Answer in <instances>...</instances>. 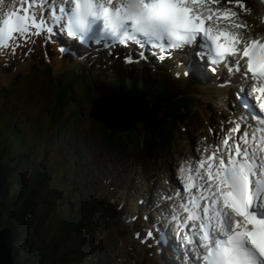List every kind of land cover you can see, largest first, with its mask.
<instances>
[{
  "label": "snow or ice",
  "instance_id": "1",
  "mask_svg": "<svg viewBox=\"0 0 264 264\" xmlns=\"http://www.w3.org/2000/svg\"><path fill=\"white\" fill-rule=\"evenodd\" d=\"M250 13L244 0H0V54L15 56L45 33L46 42L66 35L110 55L117 45L139 47L146 61L147 50L163 62L191 47L213 75L223 65L221 87L239 85L231 108L238 118L221 122L222 135L210 128L214 143L202 138L178 169L180 184L161 192L159 220L174 229L181 264H264V35L244 19ZM226 123L234 126L225 131ZM135 236L167 243L152 230Z\"/></svg>",
  "mask_w": 264,
  "mask_h": 264
},
{
  "label": "rangeland",
  "instance_id": "2",
  "mask_svg": "<svg viewBox=\"0 0 264 264\" xmlns=\"http://www.w3.org/2000/svg\"><path fill=\"white\" fill-rule=\"evenodd\" d=\"M247 1L249 3H252V4L254 3V0H247ZM50 53L52 55H54L53 52H50ZM84 72L86 73V71H84ZM151 76L152 75L148 74V77H151ZM19 80H21V78ZM53 81L56 82L58 85H61L60 78L55 77ZM56 83H54L52 85V87H45V86H43V84H37L33 87V89H30V91H28L29 94H27V96L30 97L34 103L36 100H39V98H36L34 95V92L38 91L39 93L43 94L44 97L50 98V100H51L55 96V94H59V90L55 89V86L57 85ZM27 84H28V81H27ZM98 85L99 86H96V89H100L101 86L102 87L105 86V88L107 87L106 83H100ZM69 87L72 89V94H71L72 97L78 98L80 100L87 99V97H85V96L82 97V95L80 94L82 92V88H78L76 86H73V84L71 82H70ZM105 88H103V89L105 90ZM108 90H110V87H108ZM76 92H78L77 95H76ZM90 96L93 97L92 95H90ZM15 97H19V96L15 95ZM15 97H14V100L16 101ZM143 99H145V97ZM90 101L92 102V100H90ZM138 103H141V102H138ZM17 104H18V102H17ZM141 104L144 105L143 103H141ZM95 105L96 104L93 103V106H95ZM11 106H10V103L7 101L6 108L2 110V107H4V106H3L2 100L0 99V111H2L3 114H6L7 110H9V107H11ZM19 106L22 107L20 103L18 105L14 104V106H12V107L16 112H19V113L24 112L25 114H27V116L24 117L26 122H23V123H27V120H32V119H37V121L35 122L34 125H29L31 123H29L27 125H21L20 124L19 125L20 129H19L16 125H13L12 121L5 120L4 123H7V121H9V123L6 125H2L1 129H0V136L2 138H5L4 140H7L6 144L3 142L1 143V144L5 145L4 146L5 149L3 150L4 152H2V154H0V167H5L6 169H9L12 166L11 163L9 162V160H12V158H9V156H8V155H10V153H9L10 149H12V151H13L12 155L13 156L15 155V157H14L15 161L17 162L19 160H23L24 161V167L27 164H30L31 170H32V176L35 179H37L40 182V184L47 185L48 184L47 180H42V181L40 180V176L42 174L40 175V174L34 172L33 170H37L38 160H39L40 155H42V152L44 150L47 151V153H48V155H45V158H44L46 160L50 159L49 157H50L51 153L53 154V157L54 156L56 157V154H57L58 156H60V159L55 160L54 163H56V164L55 165L52 164L50 168L55 167L58 169V171L60 173L63 171L62 174L64 176L62 174H60L59 172H58L59 174L52 172L51 180H53V182L56 185L57 193H59L58 197L59 198L68 197L69 203L71 205H74L75 207H77L74 211V215H75L74 217H76L75 220L79 221L78 222L79 228H77V226L74 227L73 224H71L72 220L69 221V225L73 226L74 230L71 231V228L68 227V229H70V236L68 238V241L64 242L61 248L59 247L60 252L57 249L58 248L57 245L55 246V244H53V243L51 244V241H49L50 244H48L47 248L52 250L53 255H55V257L53 259L48 260L49 264H54L58 261L61 262V264H101L102 261L104 260V257L107 256V255H103L102 257L100 256L102 254V247L104 245H106V243H108L107 238H109V240H110V238H112V234H111L112 228L111 227L108 228V226L103 228L104 224L101 223V221H103V219L106 215L105 209L108 210L107 215L110 213V210L108 209L109 201H110V203L113 201H117L118 198L122 194V192H119L116 195L112 194L111 195V197H113L112 201L107 199L106 194L109 193L110 189L106 186V181L104 182V184L101 183L102 179L105 178L103 171H104V169L107 170L108 167L113 166L112 164H110V163H112V161H107V159H109V158L113 160V164L115 163L114 167H113V169L115 171H119L121 165L132 164L133 161L129 157V155L131 154V151L126 150L129 155L125 152H124V155L118 154L117 159L114 158L113 153H111L110 151H106V149H107L106 146L101 144L98 141V139H100V137H98V134L93 132L94 131L93 129L98 128L97 127L98 125L96 123H94L95 122L94 119H93L94 122L92 121V119H89L90 118L89 113H88L90 111L89 108L86 110H83L84 112L82 114V118H79V117L74 118V115L72 114L71 111L65 110L64 114H66L67 117L64 118V116H62L61 114L55 115V117H54L55 122H54V124H51L50 120L53 118V116L51 115V112L49 109L39 107L37 110H34L33 108H29L26 111L25 110L22 111ZM13 114H17V113H13ZM68 116H71V118H69V121L74 122V120H78V121L82 122L78 126L79 128L76 127L74 129V127L76 125L75 123L73 125L68 124V121L65 120L68 118ZM91 116L98 118V116H96V115L94 116L93 114H91ZM85 119L87 121H85ZM201 120H205V119L202 117L200 119V122H201ZM16 122L20 123L18 121H16ZM100 122H104V121L101 120ZM90 123H92V124H90ZM56 125H60V128L57 129L56 133H54L52 135V132H55ZM194 125H198V124L195 123ZM22 126L24 127L23 129H22ZM3 127H4V129H2ZM87 127H91V129H88V131H90L92 133L88 134V132H84V137L88 138L87 135H89L90 139H92L96 142L98 141V145H99L98 149H97L99 151L98 152V159L95 157L94 160L97 163H98V160L101 162L102 170H100L99 173H97V175H96L95 174L96 171L98 172L97 166L93 167L92 165L91 166L88 165L86 167V168H88V169H86L88 172L84 171L83 174L81 175V178H80V172H79L80 169H79V171L77 170L78 176H77L76 180L78 181V179H79V182H80L79 186H83V188L81 190L78 189V187H77L78 185L76 183L75 187L77 188V192L75 194L70 195L68 193V189H67L68 186L66 185L68 183H65V184H63V183H64L66 177H69L68 174H72L73 170L64 171L62 169V166H60V165H62V163H63V155H65V153H67L66 150L71 149L73 147V145L71 143H68L65 146H60V148L58 149L57 148L58 146L56 145L57 144L56 140L58 138L62 139V137H59V135L57 133L60 132L59 133L60 135L63 134L65 137L64 139H66L64 143H67L70 141V139H69L70 137H73V138L76 137L78 133H80L82 130H84ZM133 127L135 128L134 125H133ZM151 128H152V126H151ZM201 128L202 127H194V126L190 125L189 129H188V134L186 135V138L184 141L179 142L177 139H173V143H175V145L179 148V152H178V154H176L177 157L183 153H189L192 146H195L197 139L200 136V133L202 131ZM6 129H8V131ZM111 130L116 131V129H111ZM129 131H132V130L130 129ZM125 132L126 133L122 134V136L125 140L128 139L129 136H130L129 140L133 139L131 137L132 132H128V131H125ZM28 134H30V135H28ZM135 134H136V132L134 133V135ZM145 135H146V133H143L142 135L139 136V138L140 139L144 138ZM35 141H36V143H35ZM22 142H24V144ZM21 144H23V146H21ZM61 144H63V143H61ZM25 145H27V147H31V151L29 149H27V147ZM12 146H15L17 149H20L21 150L20 152L25 150V152H23L24 153L23 157H21L19 154H17V150ZM93 146H96V143L92 142V143H88L87 145H85V147H87L88 149H91V150H92ZM23 147H25V148H23ZM54 149H55V151H54ZM149 151H151V150H149ZM69 152H70V150H69ZM30 154L32 155V157ZM82 156L85 157L84 152H82ZM146 156H148V155L146 154ZM89 157L90 156H87L86 158L89 159ZM4 159H5V162H4ZM85 159H84V161H86ZM114 160H118V161L114 162ZM125 160H127V161H125ZM173 160L171 159L167 164H169L170 162H173ZM75 163H78V162H75ZM41 164L43 166H46L47 162H45V160H44L43 162H41ZM167 164H164L165 167H167ZM129 167H131V166L129 165ZM129 167H128V169H129ZM123 168H124V166H123ZM130 169H132V168H130ZM162 169H164V167ZM10 170H11V168H10ZM125 171L127 172V170H125ZM25 174L28 175V173H25ZM91 174H93V175H91ZM20 178L22 181H28L25 177L21 176ZM59 180H61V182H59ZM115 180L120 182L121 177L117 178V179L115 178ZM4 183H5V181H3L2 187L6 188V185L4 186ZM108 184L111 185L112 183L109 182ZM117 189L123 191L122 183H118V185H116V187H114V191H117ZM14 190H15V188H14ZM3 195H4V193H3ZM5 196L7 199H9L11 205L13 203V208L15 209L16 205L13 202L14 198H10L9 192H7V194H5ZM92 197L96 198L97 200L100 199L102 201V202H100L101 206L96 208V205H95L96 212L92 218V220L94 218L98 220V223H97L98 228H97L96 233H94L93 232L94 230L90 227V224H89L90 222H88V220H86V221L83 220L84 219L83 213L86 211L89 212L94 206V202H93L94 199ZM31 199L32 198H30L29 202L31 201ZM35 199H37V198H35ZM10 203H9V205H10ZM26 208L29 211L31 210V208L28 206V204L26 205ZM95 208H94V210H95ZM36 210L38 211V206L36 207ZM94 210H93V212H94ZM21 211H22L23 217L21 216L22 217L21 220H17V221L19 223L18 227H20L19 229H21L20 232L22 233V237L20 238V236H19L18 243L22 244L24 242H27L21 248L22 251L25 252L27 249L26 246L31 247L32 243L28 238L24 237V235H26V234H23V232H25L24 226L27 225L29 230H30V233H32V232H31V226H29L30 225V217H27V216H29V214L26 212L24 213L23 212L24 210H21ZM50 212H53V210L51 209ZM2 216L7 221V218H6L4 212L2 213ZM2 220H4V219H2ZM75 220H74V223H75ZM110 222L116 224V221L113 217L110 219ZM3 226L4 225L0 226V234H3L2 233V231L4 230ZM44 226L45 225H44V221H43L39 225V228H41V232H43V234H44ZM6 229H8V228H6ZM1 236L2 235H0V237ZM3 236L5 237L4 234H3ZM3 236L1 237L2 240L0 238V252L2 251L0 258L1 257L4 258V261L2 262V264H15L14 261H17L18 259H17V256L15 255V253L13 252V250L15 251V246L18 245V243H16L17 239L12 240L13 235L11 233V230L9 231V236H8V240L6 241V243L3 242V240H4ZM41 236H46V235H41ZM5 246H7V248H9L8 249L9 251L7 250V248H4ZM112 247H116V245L112 244ZM16 249H18L17 246H16ZM47 250L48 249L44 248V251H47ZM66 252H68L69 254H66L64 256V259H63L64 261H63L62 260V254L66 253ZM59 253H61V254H59ZM17 254H18V252H17ZM41 254H42V252L39 251L38 256H33L31 254H27L26 257L28 258V261L30 264H35V263H37V260H43V257L42 258L40 257ZM74 256H76V258H77L75 262L73 260ZM10 258H11V260H10ZM46 262L47 261L45 260V261L41 262V264H46ZM19 263H21V262H19Z\"/></svg>",
  "mask_w": 264,
  "mask_h": 264
},
{
  "label": "bare ground",
  "instance_id": "3",
  "mask_svg": "<svg viewBox=\"0 0 264 264\" xmlns=\"http://www.w3.org/2000/svg\"><path fill=\"white\" fill-rule=\"evenodd\" d=\"M258 11H263V8L261 6H258ZM42 43H43V45L42 44L36 45L35 50L31 51L30 54H29V56L28 55H22V57L24 59L21 62H17L18 65L16 67H14V68L7 67V66L5 67V69L9 72L8 74H9V80L10 81L16 79L15 78L16 76H19L21 78L22 83H23L22 86H25L26 88L27 87H31L33 89L31 78H29L28 77V74H27V72L29 70H26V66H28L30 68V67L35 66L36 64H39V65L42 66V74L40 72H37L36 70H32V73L30 74V76L31 77L35 76L36 79H37V81H35V82L36 83H39V84L42 83L43 86H45V87H51L50 86V82H49V78H48V76L45 75V73L47 71V68H48V65H50L51 70H52V75L51 76H55V77L58 76V78H60L61 83H63L62 80L71 77V75H70L71 74L70 73V67L71 66H78L79 69H82V70L86 71V73H89L90 72L92 78H89L88 77L87 80H88V85L91 86L92 89H94V86L96 85V82L93 79L94 76H93V72H92V70H94V69L98 72L97 75H96L97 78H95V79H97V81L100 82V83H111V81L114 82V83H116V81H117L116 79L118 78L116 76V74H120L119 70H120V68H122L124 66H125V70H124V73H123L124 78L126 80H130L132 78L131 76H129V75H132V71H133V65L134 64L132 62L131 63L124 62V64L122 65V63L120 61L114 60L116 62V65H115L113 62L111 63V62L107 61V59H101L102 63L100 62L99 67H91L87 63H84V65L82 67L80 64H82V62H83L82 59H85L83 55H81L82 59H80V60L79 59L73 60L72 57H71L72 55H70V54L68 55L65 52H61L59 50V47H54L48 41L45 42L44 40L42 41ZM96 50H97V48H96ZM50 52H53L54 55H52ZM93 52L96 55L99 54L98 53V50H97V52L96 51H93ZM42 53H43V55L41 56ZM108 53H109V51H108ZM119 53H121V55H123L124 57H126V55H127V49L125 47L119 46ZM134 53L135 54H138V58L136 60H134V63L137 66H139V68H142V69H140L142 71V73H143V70L144 69H145V72H146V66H145L146 64H145V62L143 63L142 61H140V57H139L140 50H137V52L134 51ZM76 55L74 57H76ZM30 60H32V61H30ZM42 62H43L44 65H42ZM26 64H28V65H26ZM93 64H94V62H93ZM192 65L193 64L191 62H187V64L185 65V67L189 69V68H191ZM44 66L47 67V68H45ZM194 69H195V66L192 68L190 74H192V72H193ZM106 72H109L107 74L108 77H105L104 76L105 75L104 73H106ZM181 72H182V75H183L182 77L184 78L183 72H185V68L183 67V65H182L181 69L178 70V73L179 74ZM147 73L149 75H152V76L151 77H148V74ZM150 73L151 72H149V70H148L146 73H144L145 74V78L144 77H141V76L138 77L139 75H137V78L133 82H132V80L125 81V83H126L125 92H126L127 95H129V98H131L133 100H136L137 98H139V101L132 102L133 104L131 105L132 107H131V109H129V111L126 109L125 103H124L123 100H121L120 98H116V99H120V100H116L114 98L111 88H110V90L107 91V93L105 95L103 94L102 99L104 100V103H102L101 100L98 101L96 99L97 96L92 97V99H84V100H80L78 98L72 97L71 96L72 90L68 89V87H67V85H66L65 82L62 85H58V87H59L58 88L59 94L61 95V97L63 98L64 103H65L64 104L65 106L62 107V110L61 111L64 113L65 110H69L74 115V118L75 117L82 118V114L84 112L83 110H86V109L89 108V110H90L88 112L89 113V117H90L89 119H92L93 122H94V120L92 118L93 116L91 117V114H93L94 116L95 115L98 116V118H95V121L98 122V123L105 124L106 123V120H107V121H109V123L111 125H112V122L113 121H114L113 122L114 125H128L126 123V118L128 116L132 115V114L141 115L143 113V111L145 110V108H147V106H148V105L146 106V104H149L150 103V100L147 99L146 97H145L146 100H143V98L139 95V92L140 91L142 93L145 92L146 94H148L150 96H154L155 101L157 100V98H160V99L162 98V95H160L158 93L157 94H153L152 92L146 91V89H144V90H142L141 88L139 89V84L144 83L146 80H148V81L149 80H153L152 77L153 78L156 77V75L154 73H152V74H150ZM225 80H227V79H225ZM27 81H28V84H27ZM204 81L206 83H203ZM175 83H176V79H175ZM4 84H6V85L8 84L7 88H10L12 86V84L10 82H7V80H0V91L1 92L5 91L4 90V86H3ZM145 85H149V83H146ZM191 85L192 86H195V87H190ZM212 85H213L212 82L209 81L207 77L198 78V77L195 76L190 81L187 80V79L181 81L179 88H177V91H179V92L181 91L183 94H185V92H188V90L193 91L194 89H196V86H199L201 88H197V90L200 91V92H207V93H215V92L217 93V92H219L220 89L217 90V89L214 88V91L213 90H210L209 88H212ZM22 88L20 89V87H19V90L17 89V91H19L20 99L18 97H15L16 101H13L11 98L8 99V101L10 103V106L13 103L16 104V105H18L20 103L21 106H22L21 107V110L22 111L26 110V108H33V109H35L36 107H42V108H46V109H49L50 110L51 109V106H55V104H56L55 103V100H53V99L50 100V98H47V97L44 98V101L43 102H40V101L36 100L33 103L32 99L26 95V93L23 91ZM149 88H151V87L149 86ZM96 90H95V93H97ZM226 90L227 89L224 88V91H226ZM224 91L220 90V92H222V93L225 94L223 96H225L228 99V102H230V98L228 97L229 93L226 94ZM36 94H37V96L40 95L37 92H36ZM76 95H77V93H76ZM145 96H147V95H145ZM90 100H92V102ZM17 102H18V104H17ZM138 102L143 103L145 106L142 105L141 103H138ZM93 103L96 104V105L93 106ZM157 103H159V102H157ZM160 103L163 104L162 101ZM122 108L125 109V110L123 109L124 114H123V112H120V110ZM115 110L116 111H119V113H116ZM10 111L12 112V114L11 115H8V118H11V116H12V120L13 121L20 122V123H17L16 126H18L20 124L21 125H27L29 123H31L29 125H34L35 122L37 121V119H32V120H27V123H23V122H26V120L24 119V117L27 116V114H25L24 112H21V113L16 112L13 108H11ZM10 111L7 110L8 113H10ZM13 113H17V114H13ZM197 113H198V110L197 109H194L193 112H192V115L193 116L191 118L190 124H191V126H194V127H202L201 129H203V127H204L203 132H204L205 135H207V131L210 132L209 131L210 128L207 126V124H210V125L213 126V125H215V122L212 121V120H201V122H200V119L202 117L199 116V115H196ZM2 118H3L2 119L3 121L1 120L0 121V124L2 123L3 125H5V123H4L5 119H4V117H2ZM131 119L134 120L135 118H131ZM235 119H237V118L232 117V116H229V117L226 118L225 121H234ZM101 120L104 121V122H100ZM85 121H87V120L85 119ZM96 122H94V123H96ZM136 122H137V120H134L131 126L134 125L135 128H137L141 132H144L145 130L150 129L151 126H152V125H135V124H137ZM195 123L198 124V125H194ZM205 123H206V125H205ZM90 124H92V123H90ZM227 125L228 126H230V125H233L234 126L233 123H227ZM171 126L172 125H167V128H171ZM218 127H221V122L218 125ZM23 128L24 127L22 126V129ZM57 129H59V128H55V132H52V135L54 133H56ZM113 132H115V131L113 130ZM121 133L123 134V133H126V132L125 131H122ZM122 134H120V135L122 136ZM142 134L143 133H140V135H142ZM28 135H30V134H28ZM135 135L138 136V137L140 136L138 133H136ZM173 136H176V135L173 134ZM1 139L4 140V138H2V137H1ZM65 140L66 139H64V138H62V139L61 138H58L56 140V143H57L56 145L58 146L57 147L58 149L60 148V146L67 145V143H64ZM61 143H63V144H61ZM23 144H24V142H23ZM25 146L27 147V145H25ZM150 147H151L150 144H147V147H146L147 148L146 154L148 155L147 156V159H150L151 158V154L153 152V150H151ZM78 149H80L78 151V153L80 155H81V152H84L85 158L87 156H90L89 159H87V158L85 159L87 162H81V164H82L81 165L80 163L71 162L65 156V158H63L64 162L62 163V169L64 171H67L68 170V166L69 165H72V167L74 168V171L76 173V176H78L77 170L79 171V169H80L79 172H80V178H81V175L83 174V172L84 171H87L86 169H88L86 167L88 165H92V163L94 162L93 163L94 165H92V166L93 167L97 166L98 172L95 170L96 171L95 174L97 175V173H99V171L102 170L101 162L98 160V163H97L94 160L95 157L98 159V152L99 151L92 152L90 150L84 149V147L78 148ZM163 149L165 150V148H163ZM149 150H151V151H149ZM54 151H55V149H54ZM67 153L70 154L69 150L67 151ZM22 154H24V153H22ZM44 154L45 155H48L47 151L44 150L42 152V156H44ZM31 157H32V155H31ZM162 157H165L164 160H163V162L157 164L161 168L164 167V163L166 161L167 154L163 155ZM49 158L50 159H47L45 161V162H47V165L46 166H43L41 164L42 161H39L40 160L39 159L38 160V163H37L38 164L37 165V170H33V171L36 172V173H38V174H40V175L41 174L42 175H47V178H48L49 170L52 169V168H50L49 165L51 163L53 164L55 162V160H59L60 159V156H58L56 154V157L55 156L53 157V154L51 153ZM116 159H117V157H116ZM66 160H68V162ZM43 161H44V159H43ZM107 161H112V163H113V160L110 159V158L107 159ZM114 162H116V161L114 160ZM123 166H124V168L129 167V165H121L122 171H125L124 168H123ZM103 173H104V171H103ZM91 175H93V174H91ZM104 175H105V173H104ZM68 176L69 177H68V179H65V182L68 183V184H66L68 186V188H67L68 189V193L70 195H72V194H75L77 192V188L75 187L76 186V183L78 185V189H80V190L83 188V186H79L80 185L79 179L77 181L76 180V177H74L71 174H68ZM18 177H21V176L19 175ZM107 181H111L112 184H111L110 192H113V189H112L113 186L116 187V185H118V183L115 182V179H114V182H112V179L111 178H110V180H107ZM47 182H48L47 185H42L39 182V184H37V186L40 187L42 190H45L47 192H51L52 189H53V187H52L50 181L47 180ZM59 182H61V180H59ZM147 188L149 189V187H147ZM139 192L140 191L134 192V195L137 197V199H136L135 202H138L139 201V195H138ZM115 194H117V193H114V195ZM62 198L60 199V202H62ZM127 200H130V199H127ZM132 201L133 200L131 199V202ZM145 204H146V202L144 203V205ZM122 205L127 208V206H125V205H128V204L124 202V203H122ZM123 206H121V209H119L120 211L122 210V207ZM112 207H120V206L119 205H112ZM92 209L94 210V208H92ZM38 211L43 212L44 210L41 207L38 206ZM147 211L149 212V210H147ZM105 212L108 213V210L105 209ZM44 213H46V212H44ZM128 213H130V212H128ZM111 214H114V212L112 210H110V213L108 215H111ZM127 216H128L127 214H125V216L123 215V217H127ZM117 218H120V217L117 215ZM121 219H123V218H121ZM146 220L148 221V219H146ZM109 227L115 229L114 228V223H110L109 224ZM116 229H118V226H116ZM40 230H41V228H40ZM9 231H10L9 229H5V230L2 231V233L5 235V237H4L3 234H2V236L4 237V240H3L4 243H6V240H7L8 236H9ZM1 240H2V238H1ZM4 248H7V246H5ZM8 249L9 248H7V250ZM1 252H0V256L2 254ZM104 258L111 259L108 255L106 257H104ZM10 260H11V258H10ZM3 261H4V258L1 257L0 258V264H2Z\"/></svg>",
  "mask_w": 264,
  "mask_h": 264
},
{
  "label": "trees",
  "instance_id": "4",
  "mask_svg": "<svg viewBox=\"0 0 264 264\" xmlns=\"http://www.w3.org/2000/svg\"><path fill=\"white\" fill-rule=\"evenodd\" d=\"M156 125H165V123L162 121V120H159V119H156ZM152 129H154L156 132H158L160 129H158L157 127L153 126ZM146 131V130H145ZM122 133H115V132H110V134L106 133L107 137V141L108 140H111L110 143H112V140L115 141L116 143L119 142V144H123V143H130L131 140H129V137L128 139H123V137L120 135ZM133 134V132H132ZM5 139V138H4ZM3 140V139H2ZM2 141L0 140V146H2L3 144H1ZM5 143H6V140H5ZM1 148V147H0ZM4 150V149H3ZM24 155V154H22ZM8 156H11L13 157L12 154L8 155ZM21 156V155H20ZM23 157V156H21ZM14 158V157H13ZM4 162H5V159H4ZM16 165H20L19 164V161L17 162H14ZM17 167H15L16 169ZM15 169L14 170H10V169H6L5 167H0V226L4 225L3 228L6 229V228H10L11 229V233H12V240L14 239H17V242L18 243V240H19V236L20 238L22 237V233L20 232L21 229H19L20 227L19 226V223L17 220H21V218L23 217L22 215V211L21 210H24L23 212L25 213L26 209L24 208H20V209H17V207H15V209L13 208V203L11 205L9 199L6 198L5 194H7V192H9V190L11 191L12 194H16L17 191H18V188L16 190H14L15 188V185L18 186L17 182H24L21 180L20 177H18L19 175L17 173H15ZM21 176V175H20ZM5 181L4 183V186L6 185V188H3L2 185H3V181ZM28 182V181H27ZM29 183V182H28ZM39 182L37 181L35 184H33V186L35 187L36 184H38ZM8 184V185H7ZM27 193H25L26 195H28L29 198H32L34 199L35 201H37V199L34 198V196L36 197L37 196V189L35 188H32L30 187L29 185H26V182L23 186H21ZM9 189V190H8ZM36 192V193H35ZM4 193V195H3ZM32 195H30V194ZM35 193V194H34ZM16 198H19V199H22L21 197L17 196ZM17 199V204L18 205H21L20 203V200ZM10 203V205H9ZM33 211H32V214L36 212V210L34 209V207H36V203H33ZM17 206V205H16ZM5 213L6 215V218H7V221L6 219L2 216V213L3 212ZM39 212V211H38ZM22 216V217H21ZM4 219V220H2ZM36 220H38V218H36ZM44 221L43 219H41L39 221V224L37 226V228H39V225L40 223ZM18 227V228H17ZM24 231L23 234H26L24 235L25 238H28L30 241H37L40 240V244L42 242V237H46V236H41V235H45L41 232L40 228L37 230V232H34V233H30V230L28 228L27 225L24 226ZM58 236H61V235H58ZM59 241H61V239H59ZM54 243V241H51V244ZM16 246L18 247V249H16ZM15 246V251L13 250V252L15 253V255L17 256V261H14L15 264H30V263H24V262H21L20 261V258H21V254H20V249H21V244L18 243V245ZM20 246V247H19ZM27 250H30L27 248ZM18 252V254H17ZM19 256V257H18ZM18 262V263H17ZM21 262V263H19Z\"/></svg>",
  "mask_w": 264,
  "mask_h": 264
},
{
  "label": "water",
  "instance_id": "5",
  "mask_svg": "<svg viewBox=\"0 0 264 264\" xmlns=\"http://www.w3.org/2000/svg\"><path fill=\"white\" fill-rule=\"evenodd\" d=\"M116 99V98H115ZM116 100H120V99H116ZM121 100H123V99H121ZM124 101V103H125V107H126V109H128V111H129V109H131V104H133V103H130V102H137V101H139V99H137V100H135V101H132V100H123ZM102 103H104V100H102ZM123 109L124 108H122L121 110H120V112H123ZM146 110V109H145ZM145 110L143 111V113L141 114V115H137V114H132V115H130V116H128L127 118H126V123L128 124V125H114L113 124V122H112V125L109 123V121H107L106 120V126L108 127V128H110V129H117V130H123V129H128L131 125H132V123H133V121L134 120H139L140 118H144V117H146L145 116ZM115 112L116 113H119V111H116L115 110ZM123 114H124V112H123ZM131 118H135L134 120H132ZM9 229V228H8ZM5 230V229H4ZM11 230V229H10ZM0 235H2V234H0ZM7 240H8V238H7ZM6 240V241H7Z\"/></svg>",
  "mask_w": 264,
  "mask_h": 264
}]
</instances>
